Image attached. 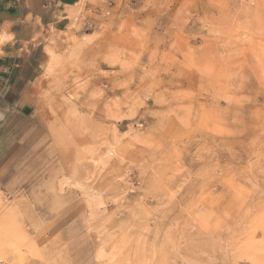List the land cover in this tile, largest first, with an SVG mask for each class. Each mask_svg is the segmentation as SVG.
<instances>
[{"label":"rangeland","instance_id":"374dc122","mask_svg":"<svg viewBox=\"0 0 264 264\" xmlns=\"http://www.w3.org/2000/svg\"><path fill=\"white\" fill-rule=\"evenodd\" d=\"M51 9L6 126L0 264H264V0Z\"/></svg>","mask_w":264,"mask_h":264},{"label":"crops","instance_id":"0c3cea01","mask_svg":"<svg viewBox=\"0 0 264 264\" xmlns=\"http://www.w3.org/2000/svg\"><path fill=\"white\" fill-rule=\"evenodd\" d=\"M51 6L52 0H0V165L11 145L6 126L19 113L21 88L29 78L30 69L21 65L20 57L35 39L37 19L51 21Z\"/></svg>","mask_w":264,"mask_h":264},{"label":"snow or ice","instance_id":"6c2138e0","mask_svg":"<svg viewBox=\"0 0 264 264\" xmlns=\"http://www.w3.org/2000/svg\"><path fill=\"white\" fill-rule=\"evenodd\" d=\"M0 39H2V38H0Z\"/></svg>","mask_w":264,"mask_h":264}]
</instances>
